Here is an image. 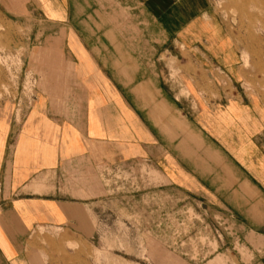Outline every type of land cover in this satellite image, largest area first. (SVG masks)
I'll list each match as a JSON object with an SVG mask.
<instances>
[{
    "label": "crops",
    "instance_id": "obj_1",
    "mask_svg": "<svg viewBox=\"0 0 264 264\" xmlns=\"http://www.w3.org/2000/svg\"><path fill=\"white\" fill-rule=\"evenodd\" d=\"M22 4L50 27L29 35L32 102L0 114V264H86L118 167L146 172L118 196L153 243L203 235L214 257L264 264V97L240 88L238 50L206 1Z\"/></svg>",
    "mask_w": 264,
    "mask_h": 264
},
{
    "label": "rangeland",
    "instance_id": "obj_2",
    "mask_svg": "<svg viewBox=\"0 0 264 264\" xmlns=\"http://www.w3.org/2000/svg\"><path fill=\"white\" fill-rule=\"evenodd\" d=\"M205 1L238 50L240 88L248 95L264 97V0ZM22 2L0 0V108L4 106L0 114L3 117L8 114L9 104L11 110L17 109V98L32 102L34 80L27 73L23 79L29 35L32 29L50 27L38 20L37 6H24ZM173 75L175 72L170 70V76ZM1 116L0 124L3 121ZM145 177L143 168H138L135 176L133 167L106 169L105 196L94 206L95 212L90 214L98 244H89L86 264H209L216 258L219 264H237L223 255L214 257L216 246L208 244L203 235L189 243L169 247L153 243L155 237L149 228L144 227L143 215L129 211L127 198L118 196L127 194L131 188H138L141 182L140 187L143 188ZM186 215V221H191L192 214ZM184 232L188 233V230L184 229ZM69 247L74 252L77 249L75 245ZM176 248L187 251L189 259L178 255ZM72 264L81 263L74 259Z\"/></svg>",
    "mask_w": 264,
    "mask_h": 264
}]
</instances>
